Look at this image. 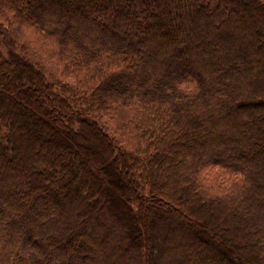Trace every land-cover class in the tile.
<instances>
[{"label": "trees", "instance_id": "16d2710c", "mask_svg": "<svg viewBox=\"0 0 264 264\" xmlns=\"http://www.w3.org/2000/svg\"><path fill=\"white\" fill-rule=\"evenodd\" d=\"M0 40V264H264V0H0Z\"/></svg>", "mask_w": 264, "mask_h": 264}, {"label": "rangeland", "instance_id": "374dc122", "mask_svg": "<svg viewBox=\"0 0 264 264\" xmlns=\"http://www.w3.org/2000/svg\"><path fill=\"white\" fill-rule=\"evenodd\" d=\"M0 53H2L4 56H7V51L5 49V47L3 46L1 40H0ZM3 82V81H2ZM4 86V85H3ZM15 96V99H19L20 96H18L17 94L14 95ZM22 98V97H21ZM23 106V105H22Z\"/></svg>", "mask_w": 264, "mask_h": 264}]
</instances>
